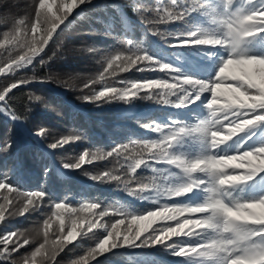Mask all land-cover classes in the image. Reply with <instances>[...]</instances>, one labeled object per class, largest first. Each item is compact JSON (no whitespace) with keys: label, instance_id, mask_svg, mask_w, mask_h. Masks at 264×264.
Returning <instances> with one entry per match:
<instances>
[{"label":"trees","instance_id":"16d2710c","mask_svg":"<svg viewBox=\"0 0 264 264\" xmlns=\"http://www.w3.org/2000/svg\"><path fill=\"white\" fill-rule=\"evenodd\" d=\"M51 1L55 0H48L49 5L55 3ZM239 1L235 0L233 9L238 7L241 3ZM37 2L38 0H0V41L3 40L5 33H14L21 19L26 22L24 26H20L21 30L26 31L29 41L31 40L30 28L31 22L35 19ZM142 2L145 0H110V6L106 8H99L106 6V3L101 0H90L88 3L81 4L77 9H74L68 20L54 35L43 55L35 58L30 65L16 69L6 76L0 75V89L21 80L30 81L9 94L11 111L19 117L18 120L11 119L7 109L0 110V179L7 175V182L21 191L44 190L45 187L47 190L46 208H44L43 217L46 219L56 211L54 206L58 202L67 203L70 207L77 209L82 204L97 202L103 208H108L110 215L100 221L103 223L107 221L108 224L114 223L120 218L111 215V212L116 208H123L133 214H146L149 210L156 209L157 204L160 203L167 204L160 209V212L169 210V214L155 217L152 223L156 224L153 227L164 224L175 226V221L168 220H182V215L199 216V214L188 210L187 206H203L209 195L206 187L202 186L181 196H174L173 193L178 189V186L190 188L193 185L186 184L187 180L182 170L163 162L147 161L136 171V182H149L152 186L139 191L135 196L124 191L123 184L107 180L87 182L86 185L89 186V189L84 191L79 185V180L73 176L81 168L69 171L61 163V152L69 153L74 150L73 136L66 135L64 131H70L74 136H82L83 139L87 137L89 141L95 143L87 151L100 154L122 144H129L131 147V140L158 139V133L150 131L144 126L150 122L168 125L172 121H176L191 126L208 118L209 113L206 108L208 93H202L199 100L183 108L143 98L145 93L153 91L150 89L141 90L139 96L128 102L113 99L106 102L86 103L83 99V96L92 95L94 91H102L106 86L124 87L125 85L121 81L144 82L146 79L166 78L165 73L159 70L137 71L133 68L128 72H118L115 76H107L104 80L85 88L84 85L90 83L91 80H99L98 74L106 66L104 59L107 55L127 50L125 40H130L134 45L145 49L146 53L154 59L168 63L177 70L182 78L210 81L215 78L223 60L230 58L229 51L225 50V46L196 45L194 43L175 45L174 37L167 35L168 32L180 34L200 27L215 30L217 38H223V27L213 24L211 17L204 10L194 11L183 20L176 22L152 24L157 27L153 28L156 32L150 33L147 43L138 44L133 32L139 33V26L136 25L139 22L133 4L136 3L138 6ZM158 3L157 7L168 6L170 0H156V4ZM210 3L218 11L222 10V0H210ZM48 4L46 0L41 2L42 7ZM125 8L128 9V12L123 11ZM106 10L117 14L104 16ZM245 10L255 11L251 7H247ZM154 15L155 12L150 15L151 18ZM94 27L95 30H93ZM185 29L187 31H184ZM115 39H120L122 42L109 47L110 43H115ZM29 41H23V43L27 46ZM245 47L249 48V55L264 57V34L248 39L245 42ZM24 51L26 49H0V66L9 62L10 54L15 57ZM100 51L102 54L98 55ZM91 52L96 53L97 59L100 61L99 65L92 61V57H88V53ZM169 82L172 81L169 79ZM51 92H55L58 96H53ZM62 94H66L72 101L63 99ZM34 96H39L40 101L32 100L31 97ZM71 102L77 106L72 107ZM92 107L96 108L95 111L88 110ZM3 108V103L0 102V109ZM78 122L81 123L79 134H77L76 128ZM41 128L47 132L45 138L36 135L37 130ZM93 129L98 130V134H95ZM88 131L90 137L85 134ZM64 137L69 138V143L62 148L51 149L48 147V144ZM100 137L103 139L101 140ZM11 144L10 155L3 159L6 151L9 150L6 146H11ZM224 145L226 148H223L220 154L219 147L210 150L206 139L193 134L182 138L173 147L172 152L175 155L194 160L207 156L210 151L217 156H226L237 155L244 150H253L256 147L264 146V122L249 126L237 133L220 148ZM145 158H147V154ZM118 160L122 162L123 158L110 157L107 160H96L93 164L98 165L97 170L108 169V171L114 172L119 170L117 174L123 178L124 170L120 169ZM9 161H13L12 167H8ZM88 170H91V175L98 174L92 168ZM102 173L103 171L100 174ZM52 180L56 183L51 188ZM68 183L76 185L75 191L65 189V184ZM241 183L245 185L229 187L230 201L247 202L264 197V173L257 174L251 181ZM132 186L136 187V184L133 183ZM2 191L4 190H0V192ZM98 194H103L106 199L99 200ZM2 202L0 200V203ZM17 202L19 206L23 202L22 198L17 196ZM106 204L107 207H105ZM171 209H177V211L172 212ZM205 210L207 211V209ZM98 211L99 209L92 210L93 213ZM255 211L258 215H264V208H256ZM67 215L66 213V219ZM81 215L99 220L98 217L90 216L87 209ZM23 217L25 218L23 219ZM8 220V223H5L7 220L3 222L4 225L0 223V234L18 231L29 238L39 234L34 240L30 239L31 244L12 254L13 260L24 264V257L29 256L43 242L41 214L35 210L23 216L11 217ZM13 221H18V223ZM217 222L215 218L213 223L219 226ZM52 223V233H55L59 222L55 221V217H53ZM184 223L193 231L195 227L200 226L195 221H185ZM123 227L121 225V228ZM95 230L103 231L101 228L93 229V231ZM66 231L67 229L65 234ZM104 232L106 235V230ZM52 233H50V238L55 240L57 237ZM216 236L217 233L212 231L203 234L204 239ZM200 239V237H179L172 238V242L178 246H190L199 244ZM221 240L223 242L225 239L221 237ZM165 244L145 245L142 241H137L133 245H122L110 249L104 254L114 253V259L118 262L110 261L108 264H201L198 258L189 259L175 255L173 249ZM9 247L11 248L12 245ZM60 255L61 253L56 257V264H74L75 260L69 259L68 255ZM243 258L247 264H260V261L264 260V257H260L256 253L243 256ZM36 260L37 263H41L40 256H37ZM0 264H8V262H0ZM44 264H47L46 258ZM208 264H214V262H208Z\"/></svg>","mask_w":264,"mask_h":264},{"label":"snow or ice","instance_id":"6c2138e0","mask_svg":"<svg viewBox=\"0 0 264 264\" xmlns=\"http://www.w3.org/2000/svg\"><path fill=\"white\" fill-rule=\"evenodd\" d=\"M88 2H90V0H59V2L55 0L54 4L42 7L41 0H38L35 6V19L31 22V40L29 41L26 31H22L21 27H17L14 33H5L3 40L0 41V49H26L22 54L15 57H12L10 54L8 58L9 62L0 66V75H8L16 69L32 64L34 58L40 56V54L45 51L46 46L53 40L54 35L58 33V30H60L61 26L68 20V17L73 13L74 9ZM247 2L250 3L251 0H247ZM234 3L235 0H222V10L218 11V9L210 3V0H170L168 6L138 10L142 13L148 12L149 14L153 11L155 12V15L152 16L151 19L145 17L150 25L176 22L183 20L194 11L204 10L205 13L211 17V22L213 24L223 27V38H217L215 30L200 27L180 34L168 32L167 35L169 37H174L175 45H183L184 43H194L196 45H222L225 46L226 51L233 52V59L253 56L258 57L256 55H249L243 45L248 38H252L259 33H264V22L249 25L245 18L255 13L257 17L264 21V15H262L264 14V9L246 11L243 6L233 9ZM49 8L51 11H49ZM44 17L47 18V23L43 22ZM25 23L23 19L19 21L21 25ZM23 41H29L27 46H25ZM124 43L127 46V50L107 55L104 59L106 66L103 67L102 72L98 74L99 80H91L90 83L84 85L85 88H89L99 81L104 80L107 76H115L118 72H128L133 68L137 71L159 70L165 73L166 78L146 79L144 82L121 81V83L125 85L124 87L117 88L115 86H106L102 91H94L92 95L83 96L85 101L106 102L119 99L128 102L130 99L139 96L141 90L150 89L153 91L145 93L143 98L152 99L165 105L183 108L199 100L202 93H208L209 98L206 103V108L209 116L207 119L200 120L197 124L191 126L176 121H172L168 125L150 122L144 126L150 131L158 133V139L146 141L131 140V147L129 144H122L100 154L86 150L82 155H79L74 162L64 163V166L69 169H80L82 165L92 164L96 160H107L110 157H122L123 161L120 162L118 160V163L120 169L124 170L123 178L121 175L117 174L119 170L115 172L106 170L102 174L92 175L91 178L100 182L107 180L109 182L115 181L118 184H123L124 191L129 195L135 196L139 191L152 186L149 182H136V171L144 166L147 161L163 162L182 170L187 180L186 184L193 185L190 187V190H187L189 187L178 186V189H185L183 194L205 186L209 195L203 206H187L188 210L194 214H199V216L182 215V220H168L175 221V226L164 224L159 227H153L156 223H149L145 218L149 216H159L160 209L167 204L158 203L156 209L149 210L146 214H133L127 212L123 208H116L111 212V215L120 218L114 223L105 224L100 221H102L104 217L109 216L110 212L108 208H103L100 205L99 207L93 208V205H98L97 202L82 204L79 209L70 207L67 203H55L54 207L56 211L52 213L43 224V242L40 243L29 256L24 257V264H37V256L41 257V264H44L45 258L47 264H56V257L70 244L64 242V237L67 236L68 229L72 226L73 222L83 224V227L79 229L78 237L93 233V229H106L105 237L94 247L89 248L85 256L74 261V264H89L90 261L94 260L100 254L109 252L110 249L122 245H133L137 241H142L145 245L165 244V242H169L166 243L165 246L171 247L175 255L189 259L198 258L201 264H208V262H214V264H231L237 256L255 254V252L250 253L246 251V243H241L238 247L223 245L221 237L224 239L232 238L231 233H221V226H217L213 222L214 219L219 216L222 225L228 226L223 213L216 207L217 201L219 200H222L228 207L235 208L240 204L258 201L264 197L247 202H240L238 200H232L231 203L227 202L225 198L230 194L229 187L220 186L217 181L220 176L234 173L236 169H232L230 172H218L209 169L201 171L198 168H193V165L198 161L204 160L207 162L210 157L219 156L210 151L207 156L189 160L180 155L173 154L172 149L182 138L196 134L206 139L209 149L214 150L219 146L215 147L211 143V134L213 132H222L228 135L229 133L225 126L235 127L243 121L253 120L254 123L246 126L244 128L246 129L249 126L264 122V119L256 120V117H264V107H260L259 105L254 108L232 107L227 110H222L218 107V102L220 101L222 93H227L229 90L234 89L245 95L257 96L261 94V87L257 85L252 76L246 72L242 76H236L235 73L229 76V68L225 63L229 58L223 60L222 66L219 67L214 79L203 81L200 79L182 78L177 70L168 63L154 59L146 53L145 49L134 45L132 41L125 40ZM89 51H91V49H89ZM259 58L264 59V57ZM244 75L251 78L245 79L243 78ZM169 79L172 81L171 83ZM29 82L30 81L27 80H21L0 89V102H2L4 106V108L0 110L7 109L10 112L11 119L18 120L19 117L15 112L11 111V97L9 94L12 93L14 89ZM157 89L160 91H155ZM172 97H175V99H172ZM31 99L40 101L41 98L39 96H34L31 97ZM224 117H227V119H224ZM217 121H219V123H217ZM36 135L40 138H45L47 132L41 128L37 130ZM234 136L236 135L232 137ZM72 139L79 140L80 137L75 136ZM68 143L69 138L64 137L48 144V147L51 149H58ZM259 148H264V146L256 147L253 150H244L242 153L254 152ZM109 153H111V155H109ZM146 154L147 158H145ZM259 173H264V170L258 172L244 171L232 175H243L246 179L242 182H246L251 181ZM7 179V175L0 179V190H4L0 192V200L3 201L0 203V223H3L11 217L23 216L31 211H35L46 197V193L43 190L21 191L13 185H10ZM133 183L136 184V187L132 186ZM14 193L15 195H13ZM183 194L174 196H181ZM17 196L21 197L23 201L19 206ZM85 209L89 211L90 216L98 217L99 220L81 215ZM96 209H99V211L93 213L92 210ZM205 209H207V211ZM66 213L68 214L67 219ZM53 217H55V221L59 222L61 217H63L65 221L63 232L59 230L58 224L55 233H52L57 237L55 240L50 238V230L53 227ZM185 221H195L196 224L200 226L195 227L193 231L191 227L184 223ZM121 225L124 227L121 228ZM66 229L67 231L65 234ZM254 230L260 232L259 227H255ZM209 231L216 232L217 236L211 239H204L203 234ZM93 235H95V233H93ZM78 237L74 241H77ZM179 237H200L201 239L200 243L196 245L178 246L172 242V238ZM257 242L264 244V234L252 238V244H256ZM31 243L32 241L27 239L24 233L18 231L0 234V246H2L0 247V262L16 264V261L12 259V254ZM9 245H12V247L10 248ZM41 245H43V247H41ZM38 249L39 251H37Z\"/></svg>","mask_w":264,"mask_h":264},{"label":"clouds","instance_id":"9594fccd","mask_svg":"<svg viewBox=\"0 0 264 264\" xmlns=\"http://www.w3.org/2000/svg\"><path fill=\"white\" fill-rule=\"evenodd\" d=\"M264 15V14H262ZM246 21L249 25H253L262 21L255 13L247 16ZM44 23H47V18L44 17ZM18 24L17 27L24 26ZM26 46V45H25ZM233 52H229V60L225 63L228 68H232L235 66H245V65H255L256 66V76L260 78L262 82H264V59L259 57H246L233 59ZM245 79L251 78L247 75H244ZM257 105L260 107H264V89L261 90V94L257 96H249L243 93L238 92L237 90H229L227 93H222L220 101L218 102V107L222 110H227L232 107L237 108H254ZM227 119V117H224ZM264 119V117H256V120ZM219 123V121H217ZM254 123L253 120H246L235 127L225 126L228 131V135H225L222 132H213L212 135V145L218 147L220 145L225 144V142L229 141L233 135H236L243 129ZM111 155V153H109ZM193 168H198L201 171L205 169L209 170H220V172H230L232 169L239 170L240 172L244 171H253L258 172L264 170V148L256 149L254 152H243L237 155H226L219 157H210L208 161H198L193 165ZM246 179L243 175H222L217 181L220 186H232L234 184L241 183ZM187 190H190L188 188ZM185 189H177L173 194H183ZM67 207V206H64ZM93 208L99 207V205H93ZM216 207L223 213V216L226 218V222L231 224V228H225V231L231 233L232 238L225 239L222 243L223 245L238 247L241 243H246L248 252H255L260 257H264V244L257 242L256 244H252L251 240L255 236H259L264 234V215H258L255 211L256 208H264V198H261L258 201L247 202L238 205L235 208L225 206V204L217 201ZM170 211L175 212L177 209H171ZM169 214V210H164L160 212V215ZM157 216H149L145 219L151 223L153 219ZM51 227V226H49ZM83 227V224H77L76 222L72 223V226L68 229L67 236L64 237V242L72 243L79 236V229ZM255 227L260 228V232L255 231ZM65 221L64 218L61 217L59 221V230L61 232L64 231ZM38 233L32 237H27V239L34 240ZM43 247V245H41ZM39 251V249L37 250ZM19 264V262H16ZM231 264H242L241 261H232ZM260 264H264V260L260 261Z\"/></svg>","mask_w":264,"mask_h":264},{"label":"rangeland","instance_id":"374dc122","mask_svg":"<svg viewBox=\"0 0 264 264\" xmlns=\"http://www.w3.org/2000/svg\"><path fill=\"white\" fill-rule=\"evenodd\" d=\"M43 1H45V0H43ZM46 1H47V4H48L49 3L48 0H46ZM101 1L105 2L106 6L105 7H99V8H106V7L110 6V3H109L110 0H101ZM41 2H42V0H41ZM51 2H55V1H51ZM260 3H262V0H259L256 4H252L251 3L248 6H250L251 9H255V8L260 7ZM48 5H46V6H48ZM158 5H159V3L156 4V0H145V2H142L138 6H137L136 3L133 4V6H134V8L136 10V12H135L136 13V17H137V20L139 22L138 24H136L137 26H139V33L135 32V31L133 32L134 36H135V39L138 42V44L147 43L149 41V39H150V33L151 32H156L153 28H157L156 26H154L152 24L150 25L148 23V20L145 19V17H148V19H151L150 15L154 14V11L149 15L148 12H143L142 13L138 9H143V8L155 9ZM123 11L128 12V9L125 8V9H123ZM113 14L116 15L117 13L113 12V11H108V10L104 11V16L105 15L106 16L107 15H113ZM147 15H149V16H147ZM158 29H160V28L158 27ZM93 30H95V27L93 28ZM97 30H99V28H97ZM184 31H187V30L185 29ZM162 35H165V34H162ZM107 42H109V41H107ZM121 42L122 41L120 39H115V43H110L109 47L115 46L117 43H121ZM107 49H109V48H107ZM43 53H41L40 55H43ZM88 54H89L88 57H92L91 59L96 65L100 64V61L97 59V55H96L95 52H91V53H88ZM101 54H102V51H100L98 53V55H101ZM38 57L39 56H37L35 58H38ZM245 72L252 76V78L255 80L256 84L259 85L261 87V89H264V82H262L260 80V78L257 77L256 74H255L256 73V66L255 65H251L250 64V65H245V66H235V67L229 68V76H231L232 73H235L236 76H242ZM4 76H6V75H4ZM27 87H30V86H27ZM51 93H52L53 96H58L55 92H51ZM62 98L66 99L67 101L68 100L72 101L71 99L68 98V96L66 94H62ZM86 103H88V101H86ZM71 104H72V107L77 106L75 103L71 102ZM80 108L82 110H84L82 107H80ZM94 109H96V108L92 107V108H89L88 110L89 111H95ZM77 111H80V110L77 109ZM102 119H103V117H102ZM19 124H21V123H19ZM76 128H77V134H79V132L81 130V123L80 122L77 123ZM93 131L95 132V134H98V132H99L96 129H93ZM64 132H65L66 135H71V136L75 137L70 131H64ZM84 132H87V131H84ZM85 134H87L88 137H90V132L89 131H88V133H85ZM79 137H80L79 140L72 139L73 148H74V150L72 152H69V153L61 152L60 160H61V163H62L63 166H64V163L74 162L79 157V155H82L84 151H86L88 148H90V147L95 145V143L89 141L87 137H85V139H83L82 136H79ZM100 139L102 140L103 138L100 137ZM96 145H97V143H96ZM10 147H12V144H11V146H6V148L9 149V150L6 151V155L4 154L3 159L6 158L8 155H10V153H11V148ZM68 148H70V147H68ZM12 166H13V161H9L8 162V167H12ZM104 167L108 168L107 166H104ZM90 168L96 170L95 172H98V174H100L102 171L104 172V170H105V169L97 170L99 168L98 165L97 164H93V163L92 164H84V165H82L81 169L79 171H76L77 169H69L68 168L69 171H76V173L73 176L79 180V185L82 186L84 191H88V189H89V186L86 185L87 182H90V183L96 182V180H93L91 178V176H92L90 174L91 170H88ZM216 171L220 172V170H216ZM234 173L238 174V173H240V171L237 170ZM51 182H52L51 183L52 185L50 187L52 188V187H54L56 182L53 181V180ZM239 184H241L242 187L245 185V184H242V183H238V184H236L234 186H238ZM75 186L76 185H74V184L68 183V184H65V187H66L65 189H68V190H71V191H75ZM43 191L46 193L47 190L45 189V187H44ZM98 199L99 200H104V199H106V197L103 194H98ZM219 201H220V203L224 204V202L222 200H219ZM45 203L46 202H45V199H44L43 202L36 208V210H38L40 212V214H41V217H42V220H43L42 226L44 224V221L46 220V218L43 217L44 208H46L45 207ZM107 206L108 205L106 204L105 207H107ZM225 206H227V205L225 204ZM24 218L25 217H23V219ZM8 221L9 220L7 219V222H5V223H8ZM216 221H218L217 223L219 224V226H221L220 232L223 233V228L225 229L227 226H223L222 225V221H221L219 216L216 217ZM13 222H16V224L18 223V221H13ZM5 223H3L1 225H4ZM105 224H108V222L106 221ZM227 225L229 226V223H227ZM102 230L103 231H96V230L93 231V233H95V235H93V233H88L87 236L78 237L77 241H74L73 243H70V245L67 246L61 252V255L62 256L63 255H68L69 259H73L75 261L80 259L82 256H85L87 254L89 248L94 247L101 239H103L105 237L104 230H106V229H102ZM52 232H53V227L50 230V233H52ZM110 261H112L114 263H118L117 260L114 259V253L100 254L94 260L90 261L89 264H99V263L108 264V262H110ZM234 261H241L242 264H243V261L240 260V259H236ZM37 264H41V263H37Z\"/></svg>","mask_w":264,"mask_h":264}]
</instances>
